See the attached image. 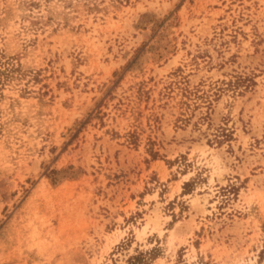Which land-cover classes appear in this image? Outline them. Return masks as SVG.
Masks as SVG:
<instances>
[{
  "label": "rangeland",
  "instance_id": "1",
  "mask_svg": "<svg viewBox=\"0 0 264 264\" xmlns=\"http://www.w3.org/2000/svg\"><path fill=\"white\" fill-rule=\"evenodd\" d=\"M0 264H264V0H0Z\"/></svg>",
  "mask_w": 264,
  "mask_h": 264
}]
</instances>
